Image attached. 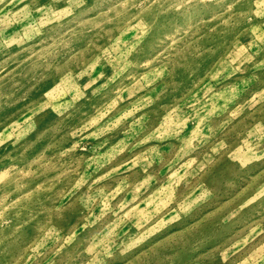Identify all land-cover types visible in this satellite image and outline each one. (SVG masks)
<instances>
[{"label": "rangeland", "instance_id": "rangeland-1", "mask_svg": "<svg viewBox=\"0 0 264 264\" xmlns=\"http://www.w3.org/2000/svg\"><path fill=\"white\" fill-rule=\"evenodd\" d=\"M0 264H264V0H0Z\"/></svg>", "mask_w": 264, "mask_h": 264}]
</instances>
